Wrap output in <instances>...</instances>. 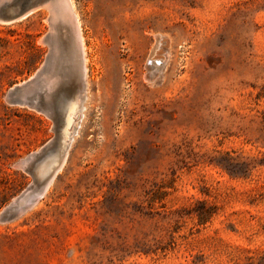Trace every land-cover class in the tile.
Segmentation results:
<instances>
[{"label":"rangeland","instance_id":"1","mask_svg":"<svg viewBox=\"0 0 264 264\" xmlns=\"http://www.w3.org/2000/svg\"><path fill=\"white\" fill-rule=\"evenodd\" d=\"M71 3L84 109L44 196L0 222V264H264V0ZM49 16L0 23V214L34 182L14 164L56 136L4 100L45 62Z\"/></svg>","mask_w":264,"mask_h":264},{"label":"water","instance_id":"2","mask_svg":"<svg viewBox=\"0 0 264 264\" xmlns=\"http://www.w3.org/2000/svg\"><path fill=\"white\" fill-rule=\"evenodd\" d=\"M53 3L54 0H0V23L10 24L21 20L22 18L31 14L34 8H36L37 6H43L44 4H48L53 9ZM49 14L51 29L43 40V42H45L49 46V52L45 59V62L35 73L31 80H29L25 84H22L21 86H15L10 89L6 93L4 100L9 105L28 106L29 108H33L40 112H43L44 114L52 118L55 122L56 136L54 139L43 145L39 149V151L29 154L27 157L19 160L14 164L15 168L21 169L24 172L30 174L34 179V182L2 211V213L0 214V222H8L14 220L31 209L46 193L56 173L62 167L61 164L63 163L65 157L66 148L60 151L58 147L59 116L57 114L48 113L41 110V104H48L49 97L54 92H58L60 86V80L56 79V77H52V80H54L53 87L52 84H41V81L44 80V75L48 69L51 52L53 49L50 43V38L55 34L60 35L61 39L63 40H74L72 41V43H74L72 44V46L74 45L73 47L79 58V79L84 84L82 47L80 45V41L75 42V39L78 37L77 30L72 24L63 25L60 24L61 22L59 21H54L51 11H49ZM26 89H31L36 92L34 94L31 93L23 96V93ZM34 97H36L37 99L33 100ZM62 105L63 102H59L56 100V109Z\"/></svg>","mask_w":264,"mask_h":264},{"label":"bare ground","instance_id":"3","mask_svg":"<svg viewBox=\"0 0 264 264\" xmlns=\"http://www.w3.org/2000/svg\"><path fill=\"white\" fill-rule=\"evenodd\" d=\"M53 9L48 5L44 4L43 6H37L32 10L31 13L34 11L39 10H47L48 12L51 11L53 14L54 21L61 22L60 24H72L75 26L78 37L75 39V42L80 41V45L82 47V57H83V78L84 84L79 79V71H78V54L74 49V45L72 46L71 39L63 40L61 39L60 35H54L50 38V43L52 45V52L51 58L49 62L48 69L44 75V80L41 81V84L48 83V85L52 84L54 86L52 77H56V79L60 80V86L58 92H54L50 97L48 104L42 105V109L48 113H54L59 116L58 121V147L61 150L66 148L65 150V157L63 162L65 161L67 155L68 146L72 140V136L75 130V121L78 119L83 112L84 109V101L86 96V81H85V61L84 58V48L82 43V38L80 36V28H79V21L77 15L74 13V7L71 3V0H54L52 4ZM54 11V12H53ZM43 12V11H41ZM31 16V15H30ZM29 16V17H30ZM156 47H154L155 49ZM153 49V51H154ZM161 59H154L151 58V55L148 58L149 64L146 66L147 74L146 78L149 81L154 80L157 76H159L161 69L158 67V64L161 63ZM34 75L30 77L29 80L33 78ZM23 81L21 84L27 83ZM40 84V85H41ZM31 89H26L23 93V96L26 94L35 93ZM37 99L36 97L33 98ZM63 102V105L56 109L55 102ZM77 128V127H76ZM63 164V163H62ZM61 164V166H62Z\"/></svg>","mask_w":264,"mask_h":264},{"label":"trees","instance_id":"4","mask_svg":"<svg viewBox=\"0 0 264 264\" xmlns=\"http://www.w3.org/2000/svg\"><path fill=\"white\" fill-rule=\"evenodd\" d=\"M262 124L264 126V112L262 114ZM231 159V158H229ZM222 168L227 171V173L233 177H236L237 174L235 172H233V170H231L230 168H227L226 166H222ZM158 196H155L157 195ZM154 195V198H152L151 202H154V200L156 199H163V197L166 196V193L165 192H160V191H157ZM214 213V208H209L208 210H205L203 212H196V217H197V222L198 224L202 225V224H205L212 216V214Z\"/></svg>","mask_w":264,"mask_h":264}]
</instances>
